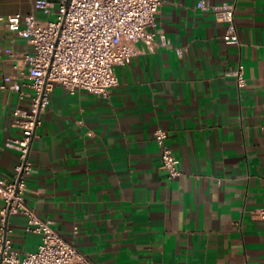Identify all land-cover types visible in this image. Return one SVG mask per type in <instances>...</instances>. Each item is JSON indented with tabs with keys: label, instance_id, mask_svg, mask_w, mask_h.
I'll use <instances>...</instances> for the list:
<instances>
[{
	"label": "crops",
	"instance_id": "1",
	"mask_svg": "<svg viewBox=\"0 0 264 264\" xmlns=\"http://www.w3.org/2000/svg\"><path fill=\"white\" fill-rule=\"evenodd\" d=\"M0 0V17L36 15ZM234 4L241 45L197 5ZM156 47L115 69L108 99L57 85L30 152L27 204L95 264H264V0H162ZM29 42L0 22V85L23 79ZM242 63L247 85L233 72ZM8 79V81H6ZM30 100L0 90V177L12 181L21 140L13 112ZM167 131L182 176L170 179L154 133ZM3 203L0 201V209ZM11 217L21 256L41 237Z\"/></svg>",
	"mask_w": 264,
	"mask_h": 264
},
{
	"label": "built area",
	"instance_id": "2",
	"mask_svg": "<svg viewBox=\"0 0 264 264\" xmlns=\"http://www.w3.org/2000/svg\"><path fill=\"white\" fill-rule=\"evenodd\" d=\"M161 6L162 0H35V12L45 19L36 15L0 17V22L32 47L23 55V79L0 85V90L9 89L21 100H30L28 110L17 108L13 112L14 126L23 135L8 144L20 154L14 180L0 177V264H95L27 204L28 179L34 171L30 152L54 88L61 85L72 95L85 91L108 99L119 85L116 67L130 64L140 53L137 44L143 43L151 51L156 47L155 34L149 28L157 27ZM197 8L213 11L216 20L227 25V44L241 45L234 4L211 6L201 2ZM244 70L240 63L233 72L240 89L247 85ZM154 136L168 177H181L179 160L167 144V131L158 128ZM16 216L25 218L27 233L41 237L37 250L24 256L3 234L10 218ZM253 217L264 222V208L256 209Z\"/></svg>",
	"mask_w": 264,
	"mask_h": 264
},
{
	"label": "rangeland",
	"instance_id": "3",
	"mask_svg": "<svg viewBox=\"0 0 264 264\" xmlns=\"http://www.w3.org/2000/svg\"><path fill=\"white\" fill-rule=\"evenodd\" d=\"M49 19H50V20H55V17H50Z\"/></svg>",
	"mask_w": 264,
	"mask_h": 264
}]
</instances>
